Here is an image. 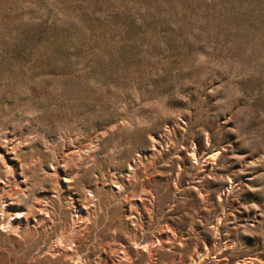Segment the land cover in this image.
I'll use <instances>...</instances> for the list:
<instances>
[{
	"label": "rangeland",
	"instance_id": "374dc122",
	"mask_svg": "<svg viewBox=\"0 0 264 264\" xmlns=\"http://www.w3.org/2000/svg\"><path fill=\"white\" fill-rule=\"evenodd\" d=\"M0 264H264V0H0Z\"/></svg>",
	"mask_w": 264,
	"mask_h": 264
}]
</instances>
